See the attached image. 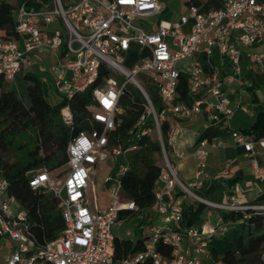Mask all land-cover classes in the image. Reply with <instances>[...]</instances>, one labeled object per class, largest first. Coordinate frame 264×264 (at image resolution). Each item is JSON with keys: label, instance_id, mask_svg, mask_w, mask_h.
Masks as SVG:
<instances>
[{"label": "built area", "instance_id": "2783aa9c", "mask_svg": "<svg viewBox=\"0 0 264 264\" xmlns=\"http://www.w3.org/2000/svg\"><path fill=\"white\" fill-rule=\"evenodd\" d=\"M221 2V8L209 11H203L201 5H188L175 21L156 24L150 18L164 10L159 0H49L40 8H28L26 1L18 5L16 37L0 35V79L14 83L32 68L35 57L48 54L53 88L66 103L61 116L68 126L73 120L69 100L97 85L87 107L91 128L68 142L63 175L56 178L45 168L27 175L32 190L48 192L58 202L64 229L57 238L45 244L36 240L27 212L8 193V182L0 176V252L4 245L5 264H140L146 260L151 264H203L208 258L206 238L223 235L229 224L220 220L208 231L183 227L186 197L224 211H264V206L247 207L234 198L213 204L191 191L201 185L210 153L224 148L220 138H204L194 144V177L184 183L169 160L161 135L160 122L170 117L206 114L214 125L223 121L230 138L250 159L254 180L264 182V169L253 155L255 145L264 149V137L254 139L230 128L233 108L224 91L225 81L245 84L242 50L264 46V0ZM251 57L256 65L264 61V54ZM181 62L186 63L179 67ZM38 70L42 71V65ZM181 75L187 79L190 104L178 101ZM39 79L48 81L44 76ZM129 89L138 94L144 111L128 131L127 143L110 145L115 120L123 112L119 100ZM151 90L158 96L157 110ZM141 139L157 144L163 159L155 182L160 222L150 227L143 250L128 260H115L113 228L120 221L119 212L142 218L133 201L119 206L120 177L128 168L127 157L139 149ZM104 160L116 167L126 162V166L103 180V190L109 195L107 207L91 209L87 196L90 175ZM176 190L180 195L173 197ZM184 240L188 247L183 246ZM6 242L12 244L9 249ZM159 242L172 248L170 257L156 250ZM261 258L264 260V245Z\"/></svg>", "mask_w": 264, "mask_h": 264}, {"label": "trees", "instance_id": "16d2710c", "mask_svg": "<svg viewBox=\"0 0 264 264\" xmlns=\"http://www.w3.org/2000/svg\"><path fill=\"white\" fill-rule=\"evenodd\" d=\"M24 1L27 2L28 8H40L47 6L49 0H40L37 3L20 0L18 4ZM183 4L185 7L201 5L203 11L217 10L222 6L221 0H184ZM15 13L14 6L6 0H0V35L4 39L16 37ZM5 84L9 87L4 90ZM94 86L83 93L75 94L69 100L73 120L68 126L61 116L65 101L61 99L54 105L49 104L46 98V83H42L35 72L32 70L23 72L14 83L0 79V176L8 182V193L15 197L20 207L27 212L31 230L40 244L57 238L63 231L64 224L58 202L48 192L32 190L28 185L27 175L38 168L54 171L66 164L65 150L68 142L80 132L91 128L86 117ZM178 93V101L191 103L184 75L180 76ZM149 95L157 110L159 100L156 92L151 90ZM119 107L123 112L115 120V130L109 136L110 145H125L128 131L144 111L140 97L130 89L120 98ZM171 128L170 119L160 122L161 135L168 156ZM20 132L33 133L34 147L26 152L23 161L10 162L7 154L13 144L14 135ZM242 132L254 139L264 137V111L257 114L250 129ZM226 134L224 129L208 127L198 135L195 143L204 138H222ZM137 145L139 149L127 157L128 168L120 177L122 191L119 206L126 201L135 203L142 213V220L136 226L139 228L146 221L145 212L156 206L155 182L162 167L156 163L153 156L154 153L159 154L157 144L148 139H141ZM234 183L235 180L228 181L226 187L230 188ZM225 189L227 188L218 182H211L203 192L195 194L206 201L220 204ZM244 206H264V192ZM210 210V207L201 202L183 201L182 226L201 228L203 215ZM216 211L219 212L221 220L229 224L228 230L223 235H209L206 238L208 258L203 260V264H264L261 258V248L264 245V211L249 208L243 211L220 209ZM134 215L132 212L121 210L118 219ZM148 239L149 237H138L133 243L127 239L115 238L114 259L132 258L143 250ZM156 250L167 257L172 255V248L161 242L157 243ZM140 264L151 262L146 260Z\"/></svg>", "mask_w": 264, "mask_h": 264}, {"label": "crops", "instance_id": "0c3cea01", "mask_svg": "<svg viewBox=\"0 0 264 264\" xmlns=\"http://www.w3.org/2000/svg\"><path fill=\"white\" fill-rule=\"evenodd\" d=\"M242 52V79L245 80V84L241 85L238 81H234L231 84L227 83V81L224 83V91L230 99L233 108V116L229 122V126L231 129L239 131L250 129L255 122L257 114L264 111V61L260 65H256L253 62V57H251L253 55L264 54V46L244 48ZM169 119L173 129L171 140H169V160L176 172H179L181 175V180L184 183H189L193 180L196 168L195 158L192 153L198 135L208 127L224 129V123L220 121L217 125H214L206 114H200L191 118L170 117ZM224 130L227 134L220 139L224 142L225 146L210 153L206 170L201 179V185L194 189V191L203 192L211 182H218L227 188L222 194L220 204L229 203L231 198H234L237 204H249L264 192V182L254 180L250 159L242 147L238 146L230 138L228 130ZM253 155L260 168L264 169V149L255 145ZM232 180H235V183L230 188L226 187L227 182ZM177 194H179L177 190L172 193L173 197ZM155 208L145 212L146 221L139 228H136V226L140 219L137 224H134L137 218L136 215L132 217L124 216L114 228L123 227L126 223L132 224L134 238L116 235H114V238L127 239L135 243L138 237H149L150 227L158 225L160 222ZM220 220L218 211H207L203 215L201 228L208 231L216 226ZM183 246L188 247L186 240L183 241Z\"/></svg>", "mask_w": 264, "mask_h": 264}, {"label": "rangeland", "instance_id": "374dc122", "mask_svg": "<svg viewBox=\"0 0 264 264\" xmlns=\"http://www.w3.org/2000/svg\"><path fill=\"white\" fill-rule=\"evenodd\" d=\"M9 4L15 7V10L18 7V2L20 0H6ZM184 0H159L160 4L164 7V10L161 14L155 15L150 18V21L156 24L159 20L163 21H175L180 14L183 13L185 9V5L183 4ZM202 1V0H201ZM32 68L31 70L35 72L39 78L44 76L47 78L46 83V93H47V101L49 104L54 105L58 103L62 98L60 95H58L53 88L52 84V76L50 74V66H51V58L48 54H44L40 57H35V59L32 60ZM186 62H181L178 64L179 67H182ZM42 65V71L38 70V66ZM9 86L7 84L4 85V90L8 88ZM34 135L32 132H20L13 137V144L10 147L9 153L7 154V158L10 162L18 161L21 162L24 160V156L26 155V152L34 147ZM154 159L158 165L161 167L163 166L162 157L160 154L154 153ZM126 166V163L122 162L120 166H117L114 164V162L110 160H104L101 161L97 167H95L90 175V181L89 186L87 189V196H88V203L91 209H103L107 207L109 195L108 192L103 190V180L106 176L109 174H115L116 172H119V170ZM66 168V164L61 166L60 168L50 171L52 175L56 178H60L64 170ZM42 168L35 169L28 173H36L40 171ZM178 178L181 180V175L179 172H177ZM182 181V180H181ZM183 182V181H182ZM191 191L195 194V191L191 189ZM188 201H192L193 199L190 197H186ZM211 211L217 210L214 207H210ZM138 218H136V222L134 224L138 223ZM142 220V219H140ZM133 226L132 224L126 223L123 225V227L120 228H114L113 234L119 237L123 236H129L131 238L133 237L132 234ZM7 249L12 246V244L6 242ZM4 245L1 248L0 252V264L4 263V257L6 254V250H4Z\"/></svg>", "mask_w": 264, "mask_h": 264}]
</instances>
